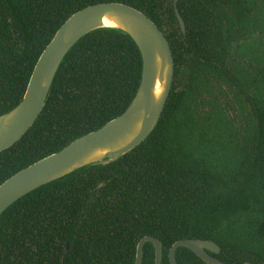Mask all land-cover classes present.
Segmentation results:
<instances>
[{
	"label": "trees",
	"instance_id": "1",
	"mask_svg": "<svg viewBox=\"0 0 264 264\" xmlns=\"http://www.w3.org/2000/svg\"><path fill=\"white\" fill-rule=\"evenodd\" d=\"M121 2L166 36L174 78L161 118L137 147L42 185L0 216V264H133L139 240L216 242L226 264H264V0H0V115L23 98L33 68L75 12ZM142 59L104 28L66 54L43 111L0 152V184L123 113ZM68 245V248H66ZM177 264H207L179 247ZM142 264H155L151 242Z\"/></svg>",
	"mask_w": 264,
	"mask_h": 264
},
{
	"label": "water",
	"instance_id": "2",
	"mask_svg": "<svg viewBox=\"0 0 264 264\" xmlns=\"http://www.w3.org/2000/svg\"><path fill=\"white\" fill-rule=\"evenodd\" d=\"M175 0V14L185 32V23ZM108 22L109 24H106ZM116 29L127 34L141 54V79L126 110L100 128L76 138L61 150L19 170L0 184V216L13 203L38 187L90 164H108L143 142L157 126L168 100L174 78V61L169 42L160 28L140 10L121 2H100L73 13L56 31L40 54L22 100L0 115V152L17 142L34 124L46 104L54 77L71 48L85 35L98 29ZM151 242L155 264H161L162 242L151 235L142 237L133 264H142L143 247ZM192 250L207 264H226L211 253L220 246L212 240L183 239L169 250L177 264V248Z\"/></svg>",
	"mask_w": 264,
	"mask_h": 264
},
{
	"label": "flooded vegetation",
	"instance_id": "3",
	"mask_svg": "<svg viewBox=\"0 0 264 264\" xmlns=\"http://www.w3.org/2000/svg\"><path fill=\"white\" fill-rule=\"evenodd\" d=\"M177 2H178V0H177ZM177 2H176V7H177ZM178 9V8H177ZM174 11H175V0H174ZM181 15V14H180ZM175 16H176V14H175ZM182 17V16H181ZM176 19H177V17H176ZM184 20V19H183ZM154 22V21H153ZM177 23H178V26H179V28H180V30H181V33L183 34V35H185L186 34V25H185V32H183L182 31V29H181V27H180V25H179V22H178V20H177ZM185 23V22H184ZM161 30V29H160ZM66 248H68V245H66Z\"/></svg>",
	"mask_w": 264,
	"mask_h": 264
},
{
	"label": "bare ground",
	"instance_id": "4",
	"mask_svg": "<svg viewBox=\"0 0 264 264\" xmlns=\"http://www.w3.org/2000/svg\"><path fill=\"white\" fill-rule=\"evenodd\" d=\"M106 24H109L108 22H106Z\"/></svg>",
	"mask_w": 264,
	"mask_h": 264
}]
</instances>
